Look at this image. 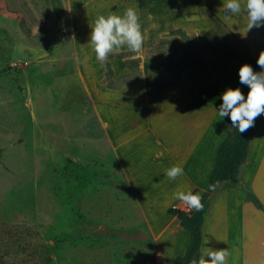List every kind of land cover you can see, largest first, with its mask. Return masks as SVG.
Masks as SVG:
<instances>
[{
	"label": "rangeland",
	"instance_id": "obj_1",
	"mask_svg": "<svg viewBox=\"0 0 264 264\" xmlns=\"http://www.w3.org/2000/svg\"><path fill=\"white\" fill-rule=\"evenodd\" d=\"M184 1L155 0L152 15L147 0H0V264H163L94 106L102 89L138 78L143 62L167 67L151 56L169 55L170 40L194 47L174 40L176 62L205 54L210 32L195 37L196 49L186 24L218 21L249 49L244 27L224 18L227 0ZM128 7L145 36L141 53L124 46L100 62L91 22ZM215 31L223 47L214 50L224 52L230 36Z\"/></svg>",
	"mask_w": 264,
	"mask_h": 264
},
{
	"label": "crops",
	"instance_id": "obj_2",
	"mask_svg": "<svg viewBox=\"0 0 264 264\" xmlns=\"http://www.w3.org/2000/svg\"><path fill=\"white\" fill-rule=\"evenodd\" d=\"M154 1L147 0V12L152 15ZM240 4L245 7L246 0H240ZM73 16L77 21V14ZM233 17L248 33V50L241 38H236L218 21L213 23L215 29L221 26L230 36L224 52H218L223 45L219 35L215 37V29H207L212 23L185 26L194 38L192 42L196 49L195 37L210 32L206 34L210 36L206 46L211 47L205 54L198 49L208 64L212 62L215 66L214 76L225 87L243 85L239 80V68L249 64V57H259L260 51L264 50V26L248 31L245 10ZM151 29H155L154 24ZM174 40L180 42L178 46L187 45H183L180 39ZM174 40L167 44L169 55L162 58L158 54L151 56L153 62L160 59L163 63L168 62L167 67L143 62V71L138 78L116 89H102L101 101L94 106L97 121L128 188L139 203L147 232L163 264H174L175 258L184 254L189 239L188 231L168 213L169 208L190 209L173 199V193L178 188L187 190L190 187L194 194H203L219 147L230 132L226 117H220L216 107L184 109L187 104L210 93L214 86L206 67L197 61L191 50L193 58L186 64L176 62L178 54L174 51L178 42ZM219 54L224 55L222 62L217 59ZM260 70L258 66L256 71ZM62 84L66 85L63 81ZM165 84L176 94L175 98L163 91ZM179 94L185 96L181 103ZM250 132L246 161L237 171L238 185L225 183L208 198L198 257L204 247H210L228 251L226 264H264V212L246 201L241 193V188L251 192L264 206V115L256 119ZM173 165H180L184 170V175L174 181L164 175L165 170ZM206 239L208 244L205 245Z\"/></svg>",
	"mask_w": 264,
	"mask_h": 264
},
{
	"label": "clouds",
	"instance_id": "obj_3",
	"mask_svg": "<svg viewBox=\"0 0 264 264\" xmlns=\"http://www.w3.org/2000/svg\"><path fill=\"white\" fill-rule=\"evenodd\" d=\"M225 20H230L233 15L241 12L240 0H227L223 4ZM245 12L247 16V29L264 26V0H246ZM92 29L89 44L95 51L96 58L100 62H106L110 53L118 51L124 46L136 55L142 51L145 36L141 30L137 10L128 7L123 15L110 12L107 16L99 15L91 22ZM257 64L260 71H254L250 64H244L239 68V80L241 84L249 87L250 91L245 95L240 88L228 87L222 95V104L219 107V116L230 117L233 128L239 130L240 134L245 133L255 126L256 119L264 115V50L260 51ZM164 175L170 180L184 175L180 165H173L165 170ZM220 182L209 186L210 191H215ZM173 199L179 200L190 209L203 210L202 196L194 194L189 187L187 190L178 188L173 193ZM208 240H205V245ZM228 251L213 250L204 247L198 258H193L190 264H226Z\"/></svg>",
	"mask_w": 264,
	"mask_h": 264
},
{
	"label": "trees",
	"instance_id": "obj_4",
	"mask_svg": "<svg viewBox=\"0 0 264 264\" xmlns=\"http://www.w3.org/2000/svg\"><path fill=\"white\" fill-rule=\"evenodd\" d=\"M173 33L174 32L172 31L170 32V34ZM188 43L194 49L192 43ZM194 52L197 61L199 63H202V56L196 50H194ZM248 60L249 64L253 67L254 71H256L257 67L259 66L257 64L258 57H249ZM212 66L215 70V66L213 64ZM109 74L110 70L107 69L106 75ZM207 74L212 80L214 86L213 90L210 93L187 104L184 107L185 110H198L207 105H212L219 109L220 105L223 102L221 94L226 91L228 87H225L221 83V81L217 77H215L214 74H212L211 72H208ZM237 87L241 89L246 98L248 92L250 91L249 87L243 84L231 88L235 89ZM226 119L230 120V117H226ZM250 136V129L245 133L240 134L238 129L232 127L229 134L221 143L208 184L206 186L205 191L201 195L202 203L204 205L202 211H196L194 209H189L188 211L179 210L176 208L168 209V213L172 216H175L179 220L180 226L183 229L187 230L189 233L187 248L182 256H178L175 258L174 264H190V261L193 258H198V252L202 239V225L204 214L207 209L208 198L213 192L209 190V186L215 184L217 181L220 182L219 187H221L225 183L238 185L237 171L239 167L246 161ZM241 193L243 194L244 199L246 201H250L254 204V206H256L257 209L262 210L264 212V206H262V204L251 192L245 191L241 188Z\"/></svg>",
	"mask_w": 264,
	"mask_h": 264
}]
</instances>
